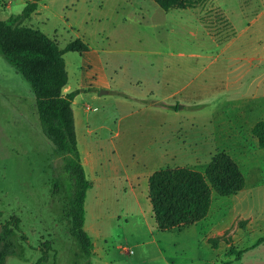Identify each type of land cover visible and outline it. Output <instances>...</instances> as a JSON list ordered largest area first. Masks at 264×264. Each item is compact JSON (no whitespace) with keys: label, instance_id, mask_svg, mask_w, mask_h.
<instances>
[{"label":"rangeland","instance_id":"1","mask_svg":"<svg viewBox=\"0 0 264 264\" xmlns=\"http://www.w3.org/2000/svg\"><path fill=\"white\" fill-rule=\"evenodd\" d=\"M28 1L0 0V19L21 13ZM243 1L205 0L194 8L166 11L152 0H39L41 13L23 21L60 48L75 38L88 47L63 57L68 91H78L77 102L84 103L82 131L95 166L104 171L86 193L85 228L107 241L114 264L156 258L154 244L149 251L135 244L148 238L161 242L174 263L177 255L193 251L177 230L160 236L156 228L153 235L148 228L136 229L140 221L154 220L147 198L153 171L178 165L204 170L218 151L227 152L246 174L264 169V148L255 154L249 132L250 122L264 115L244 118L237 126L240 111L224 108L237 103L243 80L226 87L228 51L222 54L221 46L226 47L230 30L219 11L226 14V8ZM230 17L238 24L236 9ZM202 22L213 29L205 30ZM226 132L238 133L242 142ZM64 176L62 161L42 132L29 83L0 53V209L2 219L20 218L27 237L18 245L20 256H8L7 264L35 263L45 240L55 252L43 264H84L62 214L68 202ZM130 199L138 202L130 204ZM130 211L138 219L128 217ZM249 211L264 217V199L251 201ZM118 245L132 253H119ZM91 260L98 264L94 255ZM262 262L264 252L256 249L242 254L239 264Z\"/></svg>","mask_w":264,"mask_h":264},{"label":"trees","instance_id":"2","mask_svg":"<svg viewBox=\"0 0 264 264\" xmlns=\"http://www.w3.org/2000/svg\"><path fill=\"white\" fill-rule=\"evenodd\" d=\"M38 1H28L21 13L0 19V53L31 87L42 132L62 161L68 194L62 214L69 220V233L79 250L77 255L84 258V264H95L91 260L93 243L85 229V198L93 183L86 177L81 163L72 109L78 91L63 93L68 83L63 54L84 52L88 47L80 38H75L60 48L54 38L23 24L36 10ZM152 1L167 11L194 8L205 0ZM251 133L257 145L264 148V119L254 123ZM244 184L239 165L227 152L218 151L204 170L178 165L153 171L147 179V198L157 228L168 231L198 223L208 215L214 192L229 196L241 190ZM2 216L0 209V264H7L8 256H20L18 245L27 237L17 215L7 219ZM38 250L40 255L33 264L46 263L49 252H55L50 240L42 241Z\"/></svg>","mask_w":264,"mask_h":264},{"label":"crops","instance_id":"3","mask_svg":"<svg viewBox=\"0 0 264 264\" xmlns=\"http://www.w3.org/2000/svg\"><path fill=\"white\" fill-rule=\"evenodd\" d=\"M246 1V3L243 1L245 4L243 6L231 7V9L226 8V14L223 11V13L219 11L221 19L226 22L230 30V34L224 39L228 41L226 47L221 46L222 54L228 51L226 55L224 54V61L228 62L226 64V87L229 89L233 88L243 80V85H238L243 86V89L241 90L239 99H236L237 103L231 106L227 105V103L224 105L226 109L231 108L240 111L236 120L237 126L241 124L244 118L250 119L252 116H256L261 112L264 115V0ZM240 7L243 8L241 9ZM233 9L239 12L238 24H235L234 20L230 17ZM35 12L36 14L41 13L39 7H36ZM31 16H33V13ZM202 24L205 30H211L214 27L209 22H202ZM206 32L208 33L209 31ZM212 33L216 35L214 30ZM70 86L71 84L68 82L63 88L64 94L70 92L68 91ZM247 94L252 96L246 98L245 95ZM76 97L72 101V109L74 106L73 116L77 147L85 175L93 183L95 180L100 179L98 178L100 175L99 172L102 173L104 171L103 169H97V166H95V153L90 148L89 141L84 136L81 127L84 123L81 114L86 113L83 108L84 103H78ZM79 117L81 123L78 119ZM259 119H264V116L253 120L249 125L250 137L255 146V154H258L257 152L259 150L256 148L260 147L257 145V140L252 135L251 129ZM78 125H80V136L78 134ZM223 135L233 137L232 141L235 143L242 142L239 141L241 135L238 133L231 134L230 132H226ZM204 136L206 137V134ZM263 170L248 169V175L241 169L245 178L244 187L229 196H220L214 192L208 215L196 224L181 229L161 231L157 228L155 220L149 222L140 217L145 222V225L140 221V224L136 225V229L139 227L141 229L148 228L149 234L153 235L155 232L154 229L156 228L159 230L160 236H165L167 232L177 230L178 234L187 236L190 240L188 244L193 248L191 254L177 255L179 261L174 263V261H171L172 258L169 254L163 253L164 248L161 242L156 239L148 238V240L142 242L136 241L135 244L142 246L143 251H149L151 248L150 244H154L158 252L156 258L149 257V261H141L140 264H239L242 254L250 250L258 249L264 252V217L254 216L249 211L251 201H256L258 196L264 199ZM130 187L132 188V185ZM137 202L138 199H130L129 203L135 204ZM132 212L130 211L127 216L137 218L138 214ZM94 226H91L92 230ZM189 228L193 229L185 232ZM85 229L89 233L87 226ZM89 235L93 243L92 253L94 258L98 260V264H114L115 260L111 256L110 245L107 241L101 235H98V233L94 238L90 233ZM117 248L119 249V253L122 252L120 245ZM257 262L260 261L258 260ZM258 264H264V262Z\"/></svg>","mask_w":264,"mask_h":264},{"label":"built area","instance_id":"4","mask_svg":"<svg viewBox=\"0 0 264 264\" xmlns=\"http://www.w3.org/2000/svg\"><path fill=\"white\" fill-rule=\"evenodd\" d=\"M95 109V108H94ZM121 250L122 251H125V252H127V253H129V254H131L132 253V250L131 249H129L127 246H125V245H122L121 246Z\"/></svg>","mask_w":264,"mask_h":264}]
</instances>
